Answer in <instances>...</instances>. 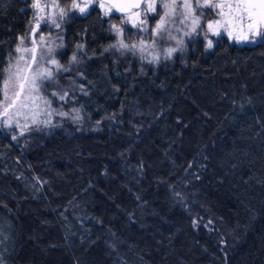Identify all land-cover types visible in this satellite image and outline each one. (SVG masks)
<instances>
[{
    "label": "trees",
    "instance_id": "1",
    "mask_svg": "<svg viewBox=\"0 0 264 264\" xmlns=\"http://www.w3.org/2000/svg\"><path fill=\"white\" fill-rule=\"evenodd\" d=\"M30 6L0 0V87ZM118 17L64 24L51 87L85 130L0 128V264H264V39L154 67L109 50Z\"/></svg>",
    "mask_w": 264,
    "mask_h": 264
},
{
    "label": "rangeland",
    "instance_id": "2",
    "mask_svg": "<svg viewBox=\"0 0 264 264\" xmlns=\"http://www.w3.org/2000/svg\"><path fill=\"white\" fill-rule=\"evenodd\" d=\"M219 2L221 0H211V3ZM185 3L189 7H184ZM30 4L31 17L27 30L17 38L16 45L8 56L1 82V131L15 138L32 132L43 124L55 126L63 123L85 130L87 121L82 117L81 112L65 108L60 99L61 95L55 93L56 89L53 90L51 87L53 80L58 75L70 71L83 55L82 45L76 46L74 53L67 54L64 24L69 17L85 15L92 7L98 8L104 16L118 14L101 0H70L69 5L63 4L60 0H30ZM74 4L77 7L74 8ZM150 7L155 11L149 10ZM80 8H85V12L81 13ZM224 11H227V8ZM61 12L64 13L63 16ZM219 12V8L204 6V0H145L139 9H133L129 13L118 15L115 20H110V30L115 39L108 48L112 52L132 54L142 64L155 67L176 55L184 57L188 50V42L196 37L204 39L206 45L211 40L212 47L213 40L219 37H224L237 45H252L264 39L245 32L243 35H247L248 39L237 40L235 38L237 32L230 37L223 29L219 30L220 35H213L207 25L212 20L220 19ZM161 17H164V23L160 29H157ZM197 20L199 23L194 24ZM121 43L127 44L128 47H121ZM34 46H36L35 59L27 82L19 100L7 109L14 100V93L19 89L18 85L29 65L31 49ZM52 61H56L59 67ZM44 70L51 71L52 76L50 78L36 76L38 71ZM6 80L9 81L7 100L4 95Z\"/></svg>",
    "mask_w": 264,
    "mask_h": 264
},
{
    "label": "snow or ice",
    "instance_id": "3",
    "mask_svg": "<svg viewBox=\"0 0 264 264\" xmlns=\"http://www.w3.org/2000/svg\"><path fill=\"white\" fill-rule=\"evenodd\" d=\"M134 6H139L138 2ZM204 6L220 9V19L212 20L207 25L208 30L211 31L213 35H220L219 30L223 29L230 37L233 36L234 32H237L238 34L235 37L237 40H247L248 36L243 35L245 32L250 33L253 36L264 37V0H221L219 3H211V0H204ZM73 7L75 8L77 5L74 4ZM101 7H103V5H101ZM165 7H167V5H165ZM184 7L187 8L189 5L185 3ZM225 8H227V11H224ZM85 10V8H80L81 13L85 12ZM149 10L155 11L152 7H150ZM63 15L64 13L61 12V16ZM163 23L164 17H161V21L156 26L157 29H160L163 26ZM198 23V20L194 21V24ZM57 27H59V25H57ZM121 47L127 48L128 45L121 43ZM206 47H212L211 40L208 41ZM52 63L59 67L56 61H52ZM36 76L50 78L52 72L49 70L38 71ZM25 81L27 82V77H25ZM32 82L34 83V79ZM8 84L9 81L6 80L4 82L5 100L8 99ZM24 86V83L19 84L21 91ZM21 91L15 92L14 96L19 97ZM53 95H55V93H53ZM60 99H64V96H61ZM11 106L12 105H9V107ZM61 115H66V113H61Z\"/></svg>",
    "mask_w": 264,
    "mask_h": 264
},
{
    "label": "water",
    "instance_id": "4",
    "mask_svg": "<svg viewBox=\"0 0 264 264\" xmlns=\"http://www.w3.org/2000/svg\"><path fill=\"white\" fill-rule=\"evenodd\" d=\"M82 1H85V0H82ZM103 1L104 3H106L107 5H110L111 8H113V10L118 14V15H121V14H126V13H129L131 12L133 9L137 10L139 9L143 3L145 2V0H101ZM138 2L139 6H134L136 3ZM36 49V46L32 47L31 51H32V54L30 56V59H29V65L28 67L26 68L25 72H24V76H23V79L20 83H26L25 81V77H29V71L32 67V65L34 64V59H35V51ZM19 83V84H20ZM19 87V85H18ZM24 89V88H23ZM18 91H21V89L19 88ZM23 91V90H22ZM21 91V93H22ZM19 97H14V100L12 101L11 105H14L16 103L17 100Z\"/></svg>",
    "mask_w": 264,
    "mask_h": 264
},
{
    "label": "bare ground",
    "instance_id": "5",
    "mask_svg": "<svg viewBox=\"0 0 264 264\" xmlns=\"http://www.w3.org/2000/svg\"><path fill=\"white\" fill-rule=\"evenodd\" d=\"M106 4V3H105ZM107 5V4H106ZM108 7H110L111 8V6L110 5H107Z\"/></svg>",
    "mask_w": 264,
    "mask_h": 264
}]
</instances>
